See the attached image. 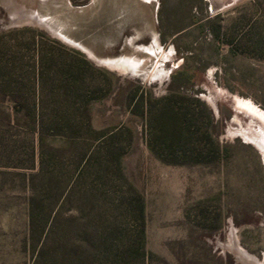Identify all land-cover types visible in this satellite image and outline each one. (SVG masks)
I'll use <instances>...</instances> for the list:
<instances>
[{"label": "rangeland", "instance_id": "374dc122", "mask_svg": "<svg viewBox=\"0 0 264 264\" xmlns=\"http://www.w3.org/2000/svg\"><path fill=\"white\" fill-rule=\"evenodd\" d=\"M41 44L82 69L79 127L61 150L49 129L46 154H117L98 200L129 228L140 215L119 204L141 198L144 264H264V0H0V52L30 63ZM171 90L198 119L158 117ZM19 166L0 167V264L33 260Z\"/></svg>", "mask_w": 264, "mask_h": 264}, {"label": "trees", "instance_id": "16d2710c", "mask_svg": "<svg viewBox=\"0 0 264 264\" xmlns=\"http://www.w3.org/2000/svg\"><path fill=\"white\" fill-rule=\"evenodd\" d=\"M15 44L20 45L19 41ZM33 44L38 48L37 39ZM217 45L212 48L215 55ZM42 47L30 63L13 53L14 48L0 52V167L29 163L32 168L17 172L26 188L24 240L32 251V264H144L150 252L141 198L131 194L119 204L121 210L140 215L129 228L113 219L111 207L104 209L98 200L104 188L98 177L122 168L117 154H46L49 129L59 131L62 139L55 149L61 150L69 142L65 131L79 127L82 114L75 101L81 95L82 69L78 61H64L61 53ZM228 51L234 47L229 46ZM189 75L184 68H177L172 78L187 80ZM172 93L158 99L164 103L158 117L171 128L178 113L184 121L199 118L189 109L174 110ZM154 107L149 103V110ZM177 127L167 134L180 133ZM29 132L34 134V152L32 148V154H23L17 136L26 139ZM213 151L218 152L219 147Z\"/></svg>", "mask_w": 264, "mask_h": 264}]
</instances>
